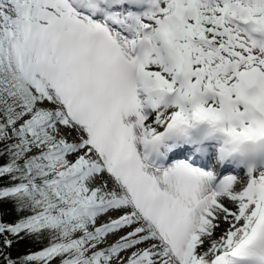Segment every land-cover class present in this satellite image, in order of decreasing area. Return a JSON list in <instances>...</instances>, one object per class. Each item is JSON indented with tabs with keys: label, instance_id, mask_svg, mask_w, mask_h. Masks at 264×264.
Returning a JSON list of instances; mask_svg holds the SVG:
<instances>
[{
	"label": "snow or ice",
	"instance_id": "snow-or-ice-1",
	"mask_svg": "<svg viewBox=\"0 0 264 264\" xmlns=\"http://www.w3.org/2000/svg\"><path fill=\"white\" fill-rule=\"evenodd\" d=\"M0 264H264V0H0Z\"/></svg>",
	"mask_w": 264,
	"mask_h": 264
}]
</instances>
